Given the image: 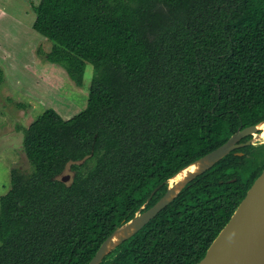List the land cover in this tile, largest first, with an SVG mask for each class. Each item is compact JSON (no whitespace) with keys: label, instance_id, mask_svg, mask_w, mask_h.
<instances>
[{"label":"trees","instance_id":"obj_1","mask_svg":"<svg viewBox=\"0 0 264 264\" xmlns=\"http://www.w3.org/2000/svg\"><path fill=\"white\" fill-rule=\"evenodd\" d=\"M31 7L53 44L38 54L77 87L88 64L94 76L84 111L23 129L31 170L13 169L0 198V264H89L171 178L264 121V0ZM263 171L264 143L235 150L101 264H198Z\"/></svg>","mask_w":264,"mask_h":264},{"label":"rangeland","instance_id":"obj_2","mask_svg":"<svg viewBox=\"0 0 264 264\" xmlns=\"http://www.w3.org/2000/svg\"><path fill=\"white\" fill-rule=\"evenodd\" d=\"M40 0H0V198L10 189L13 169L31 170L23 151V129L48 109L68 120L87 108L94 68L88 64L83 87L66 71L40 56L53 44L33 29L31 3ZM258 140L254 146L261 145ZM64 175H72L68 171Z\"/></svg>","mask_w":264,"mask_h":264},{"label":"water","instance_id":"obj_3","mask_svg":"<svg viewBox=\"0 0 264 264\" xmlns=\"http://www.w3.org/2000/svg\"><path fill=\"white\" fill-rule=\"evenodd\" d=\"M263 123L264 121L238 130L225 144L171 178L168 181L166 194L150 209L144 212L139 211L132 220L109 236L89 264H101L114 249L136 235L165 207L170 205L187 185L213 168L223 158L237 149L254 145L256 141H260L258 135H260V126ZM247 137L251 139L242 143V140ZM193 166L196 169L189 172L182 181L170 185L171 180L177 175ZM69 178V176L64 178V181L67 182ZM157 190L152 193L149 201ZM198 264H264V171L251 186L228 224Z\"/></svg>","mask_w":264,"mask_h":264},{"label":"bare ground","instance_id":"obj_4","mask_svg":"<svg viewBox=\"0 0 264 264\" xmlns=\"http://www.w3.org/2000/svg\"><path fill=\"white\" fill-rule=\"evenodd\" d=\"M261 132L260 135H258L259 139L264 142V123L260 126ZM196 169V167H190L189 169L181 172L179 175H177V177H175L173 180H171L170 185H173L174 183L178 182V181H182L189 172L194 171Z\"/></svg>","mask_w":264,"mask_h":264},{"label":"crops","instance_id":"obj_5","mask_svg":"<svg viewBox=\"0 0 264 264\" xmlns=\"http://www.w3.org/2000/svg\"><path fill=\"white\" fill-rule=\"evenodd\" d=\"M40 1H41V0H40ZM39 3H40V2H39ZM39 3H38V4H39ZM38 4H37V5H38ZM4 15H5V13L3 12V9H2V11L0 12V19H1V17L4 16Z\"/></svg>","mask_w":264,"mask_h":264}]
</instances>
